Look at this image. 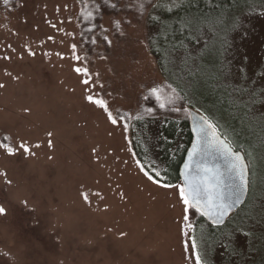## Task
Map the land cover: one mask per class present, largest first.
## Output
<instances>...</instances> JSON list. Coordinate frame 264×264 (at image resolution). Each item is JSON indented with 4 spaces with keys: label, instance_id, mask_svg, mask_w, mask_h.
I'll use <instances>...</instances> for the list:
<instances>
[{
    "label": "rangeland",
    "instance_id": "rangeland-1",
    "mask_svg": "<svg viewBox=\"0 0 264 264\" xmlns=\"http://www.w3.org/2000/svg\"><path fill=\"white\" fill-rule=\"evenodd\" d=\"M228 7L215 30L222 39L210 38L199 53L200 84L212 82L219 94L202 115L229 142L239 135L249 144L255 191L264 195V115L249 116L252 102L239 91L264 80V0H231ZM79 10L78 0H19L0 12V57H10L0 58V204L8 209L0 216V264H195L193 212L183 213L175 187L153 184L138 171L132 150L127 120L145 88L163 80L146 28L131 16H107L111 44L103 57L85 61ZM75 67L93 74L91 88ZM90 93L119 112L124 126H113L87 102ZM21 142L35 155L18 150ZM201 227L205 242L217 238L218 231ZM255 237L245 264H264V239Z\"/></svg>",
    "mask_w": 264,
    "mask_h": 264
},
{
    "label": "trees",
    "instance_id": "trees-1",
    "mask_svg": "<svg viewBox=\"0 0 264 264\" xmlns=\"http://www.w3.org/2000/svg\"><path fill=\"white\" fill-rule=\"evenodd\" d=\"M78 1L80 49L85 61L103 57L106 54L104 47L109 48V44L103 39L105 35L108 36V30L104 26L107 16L123 14L131 16L130 20L144 24L148 50L155 58L163 80L145 88V92L139 98L138 110L130 121L127 120L132 131V150L137 162L145 171L150 174L161 173L162 179L169 184H183L181 169L194 139L190 128V111L206 113L208 102L219 96L217 89L211 86L212 82L207 88L200 84L198 75L201 74L202 62L199 53L206 49L207 40L210 38L221 40L222 34H218L215 30H208L206 35L203 29L195 34L188 28L182 31L176 29L180 21L189 15L202 18L205 15L215 17L224 12H231L233 8L228 7L231 0H213L211 5L205 0H199L198 4L186 5L171 13L166 10L170 6L168 0L163 2L161 0ZM18 3L19 0H9L8 3L0 0V12L8 9L12 11ZM113 4L116 7H112ZM165 26H168L167 31ZM114 35L118 38L123 37L117 29ZM197 35L200 39H197ZM92 40H96V43L93 44ZM231 42L232 34L230 42L228 39L224 45L229 49ZM181 44L192 52L195 57L194 64L185 66L181 55L183 49L181 53L173 52L174 46L178 47ZM189 69L192 75H189ZM259 70L264 75V71ZM260 71H257L258 75ZM256 85L257 87L248 86L239 89L243 99L246 96L252 102L254 109L248 110V115L251 117L254 113L264 115V108L261 109L264 106V80ZM152 88L156 89L155 93L151 91ZM235 102L243 101L235 99ZM160 104H165L166 107L160 108ZM234 107L236 108V104ZM177 108L181 110L176 111ZM221 136L226 138L222 134ZM236 139V142L230 143L236 150L244 152L250 166L249 195L226 222L220 225L209 223L204 215L191 209L194 214L192 240L197 244L196 252L201 255L203 264H245L254 253V237H259L260 243L264 239V234L262 236L260 233L264 231V195L255 191L258 179L249 144L239 135ZM203 224L211 230L218 231L215 240L205 242L201 235Z\"/></svg>",
    "mask_w": 264,
    "mask_h": 264
},
{
    "label": "snow or ice",
    "instance_id": "snow-or-ice-1",
    "mask_svg": "<svg viewBox=\"0 0 264 264\" xmlns=\"http://www.w3.org/2000/svg\"><path fill=\"white\" fill-rule=\"evenodd\" d=\"M5 3H8L9 0H4ZM163 2V0H161ZM206 3L211 5L213 3V0H205ZM199 0H168L169 7L166 8V10L171 13L181 7H184L186 5L191 4H198ZM159 6V5H157ZM112 7H116L115 4L112 5ZM141 7H144L141 5ZM91 15V14H90ZM130 23V22H129ZM157 23H159V20H157ZM223 23V13L219 16H210L205 15L202 18L197 17L194 15H189L184 17L180 21L179 27L176 29V31H182L185 28L190 29L194 34L198 33L201 29L205 31V34H208V30H217L219 29V26ZM117 28H119V23L117 22ZM242 26V25H241ZM236 25L233 24V28H235ZM91 31V29H89ZM168 30V26H165V31ZM106 31V30H105ZM51 39V38H50ZM104 41H106L108 44H111V41L109 40L108 36L105 35L103 37ZM197 39H200V37L197 35ZM92 43L95 44L96 40H92ZM9 47H11L9 45ZM72 52L74 54V58L77 61V63L80 62V56L76 55L77 45L73 44L71 45ZM181 49H183V52L181 53ZM12 51H15V49H12ZM173 52L181 53L183 63L187 67L190 63H195V57H193L192 52L189 51L187 48L184 47L183 44L177 46H174ZM27 55L29 56H35L36 53L31 50H27ZM58 55H60L58 53ZM2 59L8 60L10 59L9 56L4 55L3 57H0ZM23 58L22 56L20 57ZM61 58L64 57L61 55ZM79 76L82 77L81 83L86 86L87 88H91V86L94 83V77L93 74L89 71L87 67H75L73 69ZM10 74V73H6ZM189 75H192L191 69H189ZM99 74H96V77L98 78ZM4 85L0 84V88H3ZM99 87H103L101 84ZM151 91L155 93L156 89L152 88ZM174 91V90H173ZM85 99L90 104H93L100 108L103 112L106 113V119L113 125V126H121L122 120L124 117L119 113L113 114L112 111L109 110L108 104L100 97L88 94ZM160 108H165V104H160ZM181 109L177 108L176 111H180ZM195 123V131L198 133V137L201 141L208 143L211 146V141H209L208 137V130L209 128H213L214 126L209 124L207 122L206 118L196 119L194 120ZM48 136L51 137L52 133L49 132ZM7 139V138H5ZM48 146H52V141L49 139ZM34 147L38 148L40 147L39 144L34 145ZM199 147V146H198ZM18 150L22 151L26 155H35L34 151L32 150V147H30L26 142H21L18 145ZM9 155H15V152L12 148H7ZM227 151V150H226ZM197 153H193V155H196ZM241 157L239 154H234L233 156V164L232 169L236 171V176L230 178L231 183L228 185V191L225 192L222 189H220L219 184V177L217 176L214 169L207 164H198L196 166V173L197 176L200 177L199 180L193 181L189 178V176L185 177V183L184 185H172L164 181L161 177V173L159 172H152L151 174L148 171H145L143 169V166L141 164H138V171H142L143 175L147 178V180L153 184H156L163 188H173L175 187L177 189L178 198L182 202V210L183 213H187L190 209H195L197 212H200L201 215L209 216L215 224L220 225L224 222V217L228 215L232 208L235 206L241 204L242 197L244 195V191L246 186H248V182L245 179L244 175V169L243 166L240 165ZM190 171L192 170L190 165L185 166ZM6 175V173H5ZM6 184H11V180H6ZM22 204L27 207V201H22ZM8 209L3 205L0 204V216L7 215ZM183 220H188L187 215H182ZM191 227V225H189ZM125 235L124 233H121V236ZM191 248L195 250L197 248V244L195 241L191 243ZM195 264H203V260L199 252H196L195 254Z\"/></svg>",
    "mask_w": 264,
    "mask_h": 264
},
{
    "label": "water",
    "instance_id": "water-1",
    "mask_svg": "<svg viewBox=\"0 0 264 264\" xmlns=\"http://www.w3.org/2000/svg\"><path fill=\"white\" fill-rule=\"evenodd\" d=\"M190 115V128L193 133L194 139L181 169L183 184L185 183L186 176H189V178L192 179L194 182L199 180L200 177L197 176L195 170L196 166L198 164H207L208 166L214 169L217 176L219 177L220 189L227 192L228 185L231 183L230 178L236 176V171L232 169L233 156L234 154H239V156L241 157L239 163L243 166L244 175L246 181L248 182V186H246L245 188L241 204L232 208L231 212L224 217L223 223H225L226 220L230 217V215L235 211V209H237L238 206L242 205L248 198L250 191V166L245 157L244 152L236 150L227 139L222 137L209 119H207L204 115L198 113L195 110H191ZM201 118H206L207 122L214 126V130L213 128H209L208 130V137L209 141H211V146L208 143L201 141L198 137V133L195 131L194 120ZM193 153L197 154L193 155ZM186 165H190L192 170L190 171L189 169H187L185 167ZM204 216L209 223L217 225L209 216Z\"/></svg>",
    "mask_w": 264,
    "mask_h": 264
}]
</instances>
